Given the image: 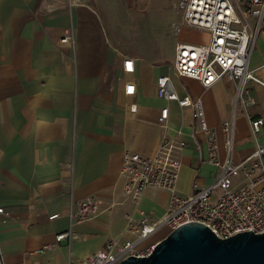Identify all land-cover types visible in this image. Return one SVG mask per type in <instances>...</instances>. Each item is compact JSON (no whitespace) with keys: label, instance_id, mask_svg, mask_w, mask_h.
<instances>
[{"label":"crops","instance_id":"0c3cea01","mask_svg":"<svg viewBox=\"0 0 264 264\" xmlns=\"http://www.w3.org/2000/svg\"><path fill=\"white\" fill-rule=\"evenodd\" d=\"M70 1L0 0V206L11 213L0 216V251L8 264H82L109 240L133 239L128 228L143 216L162 218L169 191L149 187L132 200L124 192L122 167L127 153L154 155L164 135L186 142L178 152L180 195L214 180L218 168L208 161L206 134L196 128L191 107L158 96L160 75H172L181 96L203 98L220 158L227 153L223 126L234 112L233 81L224 77L204 89L200 81L176 75L179 39L171 51L142 48L128 35L132 26L107 24L103 2L121 0ZM68 31L75 47L61 42ZM262 38L264 32L257 43ZM126 57L134 61L133 72L124 69ZM263 64L255 48L250 67ZM258 74L264 79V68ZM129 83L136 86L133 95L126 93ZM248 87L256 99L249 112L264 116V87ZM164 107L166 128L158 123ZM243 114L235 162L254 149ZM87 197L101 201L97 217L72 223L70 210ZM54 214L59 216L51 219ZM68 230L73 238L57 241ZM169 233L164 227L149 243ZM46 245L51 247L40 252Z\"/></svg>","mask_w":264,"mask_h":264},{"label":"built area","instance_id":"2783aa9c","mask_svg":"<svg viewBox=\"0 0 264 264\" xmlns=\"http://www.w3.org/2000/svg\"><path fill=\"white\" fill-rule=\"evenodd\" d=\"M89 0H71L87 3ZM182 13L180 21L172 23V33L179 36L185 27L206 31L207 43H190L178 40L175 45L174 73L194 78L209 89L220 79L227 77L234 82V112L231 120L224 123L227 153L220 158V145L214 129L207 121L206 109L201 96H181L170 74L160 75L157 94L166 101H177L181 107H191L196 128L206 134L208 161L218 168L214 180L205 187L194 189L187 195H180L177 182L181 161L178 152L186 145L180 138L167 135L152 156L127 153L124 156L122 175L125 179L124 192L132 200H139L149 187L162 188L170 193L165 215L157 220L148 215L128 230L133 239H112L96 250L82 264H119L125 258L149 255L155 243H147L157 231L166 227L169 231L188 222H200L208 226L220 238H228L244 231L264 232V116L254 117L249 107L256 104L248 83L255 82L264 87L259 69L250 67L252 53L257 40L264 32V0H177ZM61 42L75 47L76 40L71 31ZM124 69L134 71V61L124 60ZM136 86L126 85V93L133 95ZM241 106L248 117L254 149L246 158L235 162L233 153L237 135V108ZM135 111L136 106L131 105ZM169 108L164 107L158 119L163 128L167 127ZM101 201L87 197L78 202L77 209L70 210L72 223L84 222L97 217ZM0 216L7 219L11 213L0 206ZM54 214L50 218L58 217ZM73 238L71 230L56 235L57 241ZM46 245L39 251L42 252ZM0 264H8L0 251Z\"/></svg>","mask_w":264,"mask_h":264},{"label":"water","instance_id":"95a60500","mask_svg":"<svg viewBox=\"0 0 264 264\" xmlns=\"http://www.w3.org/2000/svg\"><path fill=\"white\" fill-rule=\"evenodd\" d=\"M119 264H264V232L220 238L205 224L192 221L155 243L149 255H131Z\"/></svg>","mask_w":264,"mask_h":264},{"label":"rangeland","instance_id":"374dc122","mask_svg":"<svg viewBox=\"0 0 264 264\" xmlns=\"http://www.w3.org/2000/svg\"><path fill=\"white\" fill-rule=\"evenodd\" d=\"M103 3L102 8L110 16L107 18V24L132 26L128 35L132 36L133 42L142 48L159 47L165 51H171L174 50L176 39L187 42H206L208 40V32L197 29L184 28L179 37L172 33V23L180 21L182 18L177 0H121ZM256 51L261 57H264L263 38L258 41ZM244 112L239 109L237 124ZM149 242L150 239L145 241V244Z\"/></svg>","mask_w":264,"mask_h":264}]
</instances>
